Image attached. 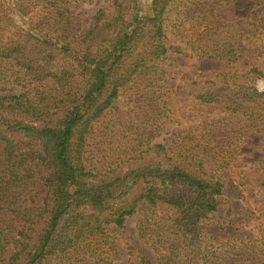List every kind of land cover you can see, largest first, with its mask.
I'll use <instances>...</instances> for the list:
<instances>
[{"label": "trees", "instance_id": "1", "mask_svg": "<svg viewBox=\"0 0 264 264\" xmlns=\"http://www.w3.org/2000/svg\"><path fill=\"white\" fill-rule=\"evenodd\" d=\"M84 1L0 0V264H113L134 214L155 259L136 264H264L262 223L225 240L202 225L242 185L264 187V143L250 182L225 180L264 140V65L244 60L263 47L264 0H151L149 13L112 0L88 26ZM14 13L39 14L35 28ZM184 49L238 67L193 81L220 114L165 140L168 54Z\"/></svg>", "mask_w": 264, "mask_h": 264}, {"label": "rangeland", "instance_id": "2", "mask_svg": "<svg viewBox=\"0 0 264 264\" xmlns=\"http://www.w3.org/2000/svg\"><path fill=\"white\" fill-rule=\"evenodd\" d=\"M151 0H137L139 9L145 13H149ZM112 0H85L74 8V12L79 14L81 21L86 26L90 24L89 17L94 11L103 5H109ZM259 16L264 24V5L260 8ZM15 21L23 28H35V24L39 18V14L28 17L13 14ZM257 35V34H256ZM246 42L249 39L245 40ZM261 48L255 52L244 55V60L249 64H256L263 67L264 65V32L259 35ZM167 60L168 66V121L166 122V133L162 137L166 140L180 134L184 129L194 127L198 122L207 117H217L219 110H212L209 106H203L195 102L189 95L192 82L201 76L204 80H214L218 74L232 68L235 65H227L222 61L215 59L200 58L190 50L182 52H169ZM237 66V65H236ZM235 66V67H236ZM238 67V66H237ZM256 86L262 91L264 90V78H256ZM9 92L16 93L18 88L14 87ZM0 93H6L1 91ZM119 107L123 105V99L119 100ZM264 140L252 136L249 144L243 145L239 149V154L233 162V167L227 171L225 180L239 181L242 178L245 182H250L248 174L250 170L258 165L257 160L262 156V152L257 145H262ZM264 205V187H256L242 185V197H228L219 206L218 210L211 213L207 221L202 225L211 236L220 235L221 240L229 237L243 238L245 236H253V226L262 223L264 227V218L260 214V209ZM139 218L138 214H134L125 219L124 227L116 236L118 247L112 255L113 264H136L139 260L140 253L154 261L152 250L146 246L137 236L136 222Z\"/></svg>", "mask_w": 264, "mask_h": 264}]
</instances>
